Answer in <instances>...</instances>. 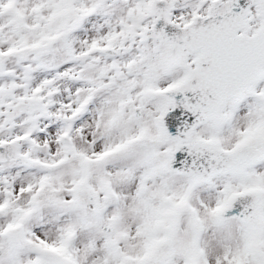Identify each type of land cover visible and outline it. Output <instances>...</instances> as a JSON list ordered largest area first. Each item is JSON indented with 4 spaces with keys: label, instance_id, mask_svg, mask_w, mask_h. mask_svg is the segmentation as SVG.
<instances>
[{
    "label": "snow or ice",
    "instance_id": "1",
    "mask_svg": "<svg viewBox=\"0 0 264 264\" xmlns=\"http://www.w3.org/2000/svg\"><path fill=\"white\" fill-rule=\"evenodd\" d=\"M0 264H264V0H0Z\"/></svg>",
    "mask_w": 264,
    "mask_h": 264
}]
</instances>
